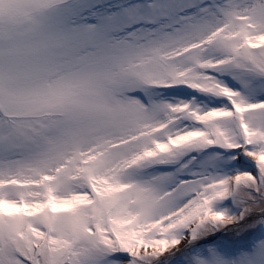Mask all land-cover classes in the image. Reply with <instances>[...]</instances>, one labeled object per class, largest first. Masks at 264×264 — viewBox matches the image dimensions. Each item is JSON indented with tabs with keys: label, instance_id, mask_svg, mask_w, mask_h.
<instances>
[{
	"label": "snow or ice",
	"instance_id": "obj_1",
	"mask_svg": "<svg viewBox=\"0 0 264 264\" xmlns=\"http://www.w3.org/2000/svg\"><path fill=\"white\" fill-rule=\"evenodd\" d=\"M0 264H264V0H0Z\"/></svg>",
	"mask_w": 264,
	"mask_h": 264
}]
</instances>
